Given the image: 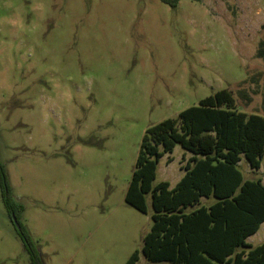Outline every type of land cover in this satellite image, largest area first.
Masks as SVG:
<instances>
[{
  "label": "rangeland",
  "instance_id": "1",
  "mask_svg": "<svg viewBox=\"0 0 264 264\" xmlns=\"http://www.w3.org/2000/svg\"><path fill=\"white\" fill-rule=\"evenodd\" d=\"M220 89L264 116V0H0V163L44 264H149L151 196L125 201L143 135ZM0 264H30L1 186Z\"/></svg>",
  "mask_w": 264,
  "mask_h": 264
},
{
  "label": "trees",
  "instance_id": "2",
  "mask_svg": "<svg viewBox=\"0 0 264 264\" xmlns=\"http://www.w3.org/2000/svg\"><path fill=\"white\" fill-rule=\"evenodd\" d=\"M162 1L176 7L180 0ZM235 103L231 91L220 89L146 129L125 201L147 213L151 196L152 226L141 249L149 264H264V242L246 241L264 222V177H245L240 169L243 158L252 171L262 166L264 116ZM178 144L192 153L184 175L174 187L154 183L160 157ZM0 186L30 264H44L19 220L23 206L13 200L1 163ZM139 257L136 250L125 264Z\"/></svg>",
  "mask_w": 264,
  "mask_h": 264
},
{
  "label": "crops",
  "instance_id": "3",
  "mask_svg": "<svg viewBox=\"0 0 264 264\" xmlns=\"http://www.w3.org/2000/svg\"><path fill=\"white\" fill-rule=\"evenodd\" d=\"M191 156H192V155H191ZM191 156H189V157H191ZM240 163H241L242 166H245V170H246V172L252 171L251 168H249V167L247 166V163L245 162L244 158L241 160ZM182 170H183V171H182V175H181V177H182V176L184 175V173H185V170H184L183 168H182ZM181 177H180V178H181ZM180 178L178 179V181L180 180ZM253 178H254V177H253ZM178 181H177V182H178ZM177 182H176V183H177ZM174 186H175V185H171V184H170V187H174ZM263 225H264V222L261 223L259 229H260ZM259 229H258L255 233H253V234H251V235H249V236L247 237L246 241H247L248 243H251V244L253 245V243L251 242L250 239H251L252 237H254V236L258 233Z\"/></svg>",
  "mask_w": 264,
  "mask_h": 264
},
{
  "label": "water",
  "instance_id": "4",
  "mask_svg": "<svg viewBox=\"0 0 264 264\" xmlns=\"http://www.w3.org/2000/svg\"><path fill=\"white\" fill-rule=\"evenodd\" d=\"M13 220H14V223H15L16 227L19 228L20 225H19V223L17 222V220H16V218L14 216H13Z\"/></svg>",
  "mask_w": 264,
  "mask_h": 264
}]
</instances>
